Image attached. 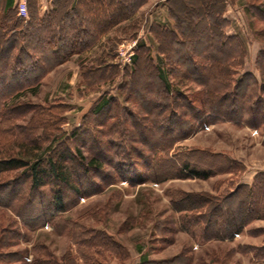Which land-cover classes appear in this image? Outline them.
<instances>
[{
    "label": "rangeland",
    "instance_id": "374dc122",
    "mask_svg": "<svg viewBox=\"0 0 264 264\" xmlns=\"http://www.w3.org/2000/svg\"><path fill=\"white\" fill-rule=\"evenodd\" d=\"M207 1L171 0L167 4V0H147L131 20L106 29L91 49L73 54L52 68L35 90L27 89L18 96L7 98L4 109L18 107L21 110L7 117L2 116L1 110L0 147H8L16 153L18 146L36 140L47 154L54 137L51 147L80 148L84 155H89L86 148L92 151L95 145L88 141L96 135L95 132L85 134L81 127L91 130L100 119L91 111L101 96L117 97L116 87L122 80V71L132 63L137 40L145 39L151 47V55L156 57L155 41L148 31L151 24L172 28L174 22L168 16L171 7L176 8L182 22L189 23L195 9L205 6ZM223 1L225 8L217 18L221 21L217 29L220 33L224 31L239 37L247 48L243 65L236 67V72L252 73L259 81L260 72L255 64L258 54L264 52V21L261 20L264 18V0ZM22 2L28 8L27 0ZM212 3L213 9L221 6L218 0H212ZM98 17V26L104 27L107 16L98 13ZM23 21L26 24L28 17ZM102 57L106 64H117L121 73L113 83L89 87L85 73L98 67ZM30 77L18 75L13 84L25 83L24 79ZM177 87L187 92L192 86L182 83ZM40 110L53 117L45 118L49 125L44 130L34 128ZM77 130V135L71 136ZM83 143H87L86 146ZM120 144L117 139L114 147L118 152L112 163L125 161L141 176L130 178V170L126 178L113 174V182L102 184L98 179L100 172L84 174L79 164L74 165L76 175L73 179L78 183L85 181V186L82 185L84 194L76 197L71 189L61 188L68 206L54 219L55 224L63 226L57 232L47 219L37 224L31 222L41 217L35 207L41 197L44 196L43 201L50 197L52 184L31 190L30 179L22 170L1 174L0 202L6 200L12 189L18 194L15 193L9 203H0V243L3 245L0 247V264H41L44 254L53 256L56 264H92L90 259L96 261L93 264H264V252L259 250L264 247V218L251 220L230 239L209 238L215 230L205 229L206 225L211 227L213 220L220 225V210L233 207V200H229L227 206L225 199L237 188L242 194L245 193L243 186L255 188L254 196L258 198L264 186V126L253 128L231 121L200 125L186 139L176 141L167 158L150 155L152 163L159 161L165 168L159 176L152 173L151 166L141 165L132 154L124 160L126 150L119 151ZM189 153H196L195 160L188 159ZM188 161L197 169L214 166L215 170L206 179L186 176L181 168ZM108 169L104 171L112 172ZM181 194L194 195L205 203L204 207L199 211L176 212L171 203ZM28 197L34 199L30 205L33 207L25 212L26 209L21 208L27 206ZM257 201L247 204L248 210L253 211L257 206L264 212V198ZM81 231L88 233L86 238L96 233L106 240L98 252L86 250L85 260L73 263L69 259L79 254L76 240L82 236ZM12 232L18 235H12ZM8 255L16 256V259L9 262L2 259Z\"/></svg>",
    "mask_w": 264,
    "mask_h": 264
},
{
    "label": "trees",
    "instance_id": "16d2710c",
    "mask_svg": "<svg viewBox=\"0 0 264 264\" xmlns=\"http://www.w3.org/2000/svg\"><path fill=\"white\" fill-rule=\"evenodd\" d=\"M35 1L31 0L30 3L28 0L29 19L26 24L23 18L17 17L18 3L14 4V0H4L0 8V112L2 110L3 117L16 115L21 110L18 107L4 109L7 98L18 96L27 89L35 90L41 78L52 68L64 63L73 54L91 49L106 29L131 20L138 8L147 2L51 0L52 10L37 17ZM218 2L221 5L218 9H213L212 0L195 9L189 23L182 22L176 8L171 7L168 16L174 22L172 28L151 24L148 31L155 41L156 57L151 55V47L145 39L137 40L132 63L124 68L122 80L116 87L117 97L101 96L91 111L93 116L100 118L96 126L91 130H82L81 127L85 134L95 132L93 134L96 135L88 141L95 145L92 151L86 148L89 155H84L80 148L51 147L54 137L47 154L36 140L18 146L16 153L8 147H0V175L22 170L30 179L31 190L47 184L54 187L50 197L45 201L42 200L44 196L41 197L39 205L35 207L41 212V217L31 221L33 224L47 219L53 223L56 232L63 228L54 222L56 215L68 206V199L61 188L71 189L76 197L84 194L82 185L85 186V181L78 183L77 179H73L76 175L73 166L76 164L84 174L100 172L98 179L102 184L113 182L114 175L126 178L130 170V178L141 176L125 161L112 163L113 156L118 152L114 147L117 139L121 142L119 151L126 150L124 160L132 154L141 165L151 166L152 173L159 176L165 168L159 161L152 163L150 155L167 158L174 143L186 139L200 125L231 121L253 128L264 126V52L258 54L255 64L260 72L259 81L252 73L236 72V67L243 65L247 48L239 37L230 36L224 31L220 33L217 29L221 24L217 18L225 8L223 0ZM168 3L171 0H167ZM98 13L107 16L104 27L98 26ZM261 20L264 21V18ZM99 62L98 67L90 68L85 73L84 79L89 87L113 83L121 73L117 64H106L104 57ZM26 74L31 77L25 78V83L13 84L18 75ZM175 80L177 83H174ZM182 83L197 89L190 87L187 92L180 91L177 86ZM39 114L34 128L44 130L49 125L45 118L53 117L42 110ZM77 132L73 131L71 136L75 137ZM117 135L118 138H115ZM86 144L83 143L84 146ZM195 156L196 153H189L188 159L195 160ZM190 161L183 163L181 168L182 173H187L186 176L206 179L215 170L214 166L197 169ZM105 168L112 172H105ZM95 186L100 191V187ZM242 189L245 191L243 194L237 188L227 195L225 204L228 206L229 200H233V207L220 210V225L217 226L213 220L211 227L205 226V229L215 230L209 238H233L251 220L264 218L262 207L248 210L250 202L257 203L261 197L264 198V186L258 198L254 196L255 188L243 186ZM15 193L16 189L10 190L6 200L1 202L9 203ZM33 200L28 197L27 206L21 209L25 208V212H28L33 207L30 206ZM171 204L176 212H184L199 211L205 203L194 195L181 194ZM85 234L88 233L81 231L82 236L76 240L79 254L69 259L70 262L84 261L86 250H100L102 242L106 240L103 235L102 238L95 233L86 238ZM12 235L18 234L12 232ZM259 250L264 252V247ZM42 256L45 259H41V264H56L53 256ZM2 259L14 261L16 256L8 255ZM89 261L92 264L96 262L94 259Z\"/></svg>",
    "mask_w": 264,
    "mask_h": 264
},
{
    "label": "crops",
    "instance_id": "0c3cea01",
    "mask_svg": "<svg viewBox=\"0 0 264 264\" xmlns=\"http://www.w3.org/2000/svg\"><path fill=\"white\" fill-rule=\"evenodd\" d=\"M22 0H14V4L19 3ZM36 0L35 5H36V12H37V17H42L45 13L50 12L52 10V3L51 0ZM28 3V0H27ZM4 5V0H0V8H2ZM28 5V4H27ZM27 17L29 19V16L27 14Z\"/></svg>",
    "mask_w": 264,
    "mask_h": 264
},
{
    "label": "built area",
    "instance_id": "2783aa9c",
    "mask_svg": "<svg viewBox=\"0 0 264 264\" xmlns=\"http://www.w3.org/2000/svg\"><path fill=\"white\" fill-rule=\"evenodd\" d=\"M17 14L21 18L27 17V6L25 2L20 1L17 5Z\"/></svg>",
    "mask_w": 264,
    "mask_h": 264
}]
</instances>
